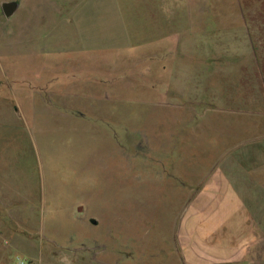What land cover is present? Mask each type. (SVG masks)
I'll return each mask as SVG.
<instances>
[{
	"label": "rangeland",
	"instance_id": "1",
	"mask_svg": "<svg viewBox=\"0 0 264 264\" xmlns=\"http://www.w3.org/2000/svg\"><path fill=\"white\" fill-rule=\"evenodd\" d=\"M0 117V263L264 264V0H0Z\"/></svg>",
	"mask_w": 264,
	"mask_h": 264
},
{
	"label": "crops",
	"instance_id": "2",
	"mask_svg": "<svg viewBox=\"0 0 264 264\" xmlns=\"http://www.w3.org/2000/svg\"><path fill=\"white\" fill-rule=\"evenodd\" d=\"M92 1H94V0H92ZM11 2H14V1H11ZM18 4H19V7H18V10H19L20 7H21V3L18 2ZM18 10H17V12H18ZM16 13L14 15H16ZM12 17H10V18H12ZM164 54H163V56H164ZM1 110H2V112L4 111L3 106H1ZM5 125H7V124L2 122V120L0 119V127L1 128L6 127ZM1 140L2 141H0V142H2L3 144H8L10 142L9 141V137H5V136H2ZM3 149H4V145H2L1 150H3ZM1 153H2V155L0 156V175L4 174L6 172L5 168H7V170H8V167H9V161L8 160L5 161L4 153L2 151H1ZM3 199H4V195L0 194V205L4 206L6 204L3 203V201H2ZM214 220H215L214 218H211V220L209 221L210 229L206 230L205 226L202 227V221L199 219L197 221V225L198 224L199 225H198L197 228L194 229L192 237L195 240L201 241L200 243H202L203 240L205 241L206 239H209L210 241H209L208 244L212 245L213 244L212 241L215 239L216 235L219 234V232H220L217 228H216V230L214 229L213 223L214 222L217 223V221H218V220L217 221H214ZM226 224H227V222H226ZM181 234L182 233L179 232L178 235L182 236ZM217 238H219V237H217ZM160 242H161V240L155 242L153 246L159 245ZM204 243L207 244L206 242H204ZM167 244H168V238H167ZM217 244H219V243L217 242ZM124 246L125 245L123 244L122 246L118 247L119 248L118 250H116V252H115V257L116 258L114 260L115 264H117V263L118 264H134V259H136V258H134L133 256L134 255H138V254H140V256H142L143 258L146 259L145 261H147V262H145V264H155L156 261H157L156 256H160V257L163 256L162 253L160 251H156L154 249V247L151 250L140 251L138 249L136 250V248L135 249H130V248H127V246H125V247ZM220 246H222V244H219V246H218V248L221 249L222 253H217V254L218 255L220 254L221 258L214 257V258L210 259L209 261L203 260L201 258L202 256L201 257H199V256H200V254H203L204 252L202 253V251L200 252V251L196 250L197 251L196 254H197V256L199 258L197 256L195 258L193 257V263H189V264H243L242 263L243 259H245L246 254L248 253V251L247 252H240V254H239L240 257L237 258V259H234V257H233L234 253L230 252V250L234 248V243L233 242L230 243L229 245H223L222 247H220ZM195 248L198 249V245L196 243H195ZM153 257H154V259H153ZM99 263L100 264H112L111 262H109L107 260H104L103 258L101 259V261L99 260ZM252 263L253 262H250L248 264H252ZM0 264H9V263H0ZM176 264H178V263H176Z\"/></svg>",
	"mask_w": 264,
	"mask_h": 264
},
{
	"label": "water",
	"instance_id": "3",
	"mask_svg": "<svg viewBox=\"0 0 264 264\" xmlns=\"http://www.w3.org/2000/svg\"><path fill=\"white\" fill-rule=\"evenodd\" d=\"M19 4L17 2H4L1 6L5 17L10 18L17 12Z\"/></svg>",
	"mask_w": 264,
	"mask_h": 264
},
{
	"label": "clouds",
	"instance_id": "4",
	"mask_svg": "<svg viewBox=\"0 0 264 264\" xmlns=\"http://www.w3.org/2000/svg\"><path fill=\"white\" fill-rule=\"evenodd\" d=\"M57 259L58 264H73L71 256L67 253H61Z\"/></svg>",
	"mask_w": 264,
	"mask_h": 264
}]
</instances>
